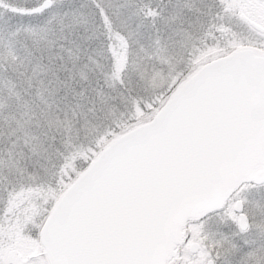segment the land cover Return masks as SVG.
Masks as SVG:
<instances>
[{
  "label": "snow or ice",
  "instance_id": "obj_1",
  "mask_svg": "<svg viewBox=\"0 0 264 264\" xmlns=\"http://www.w3.org/2000/svg\"><path fill=\"white\" fill-rule=\"evenodd\" d=\"M0 264H264V0H0Z\"/></svg>",
  "mask_w": 264,
  "mask_h": 264
}]
</instances>
